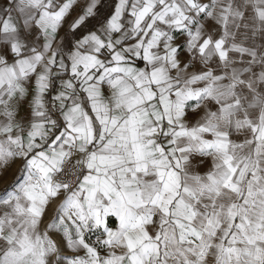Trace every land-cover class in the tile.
I'll list each match as a JSON object with an SVG mask.
<instances>
[{
    "label": "crops",
    "instance_id": "obj_1",
    "mask_svg": "<svg viewBox=\"0 0 264 264\" xmlns=\"http://www.w3.org/2000/svg\"><path fill=\"white\" fill-rule=\"evenodd\" d=\"M102 2L0 0L2 228L61 214L52 245L109 264H264V0H116L64 48ZM71 149L73 218L52 185Z\"/></svg>",
    "mask_w": 264,
    "mask_h": 264
},
{
    "label": "rangeland",
    "instance_id": "obj_2",
    "mask_svg": "<svg viewBox=\"0 0 264 264\" xmlns=\"http://www.w3.org/2000/svg\"><path fill=\"white\" fill-rule=\"evenodd\" d=\"M53 181H52V185L57 186L53 184ZM57 188L59 192V186H57ZM9 191L10 190L0 191V201L1 200L5 201L6 198L8 199L9 202L15 201L17 195L14 193L11 194ZM58 196H60L59 199L60 203L59 206L57 207V210H55L54 212L55 213L60 212V210L63 207L68 206L67 208L69 209L64 214L66 215L68 213V215H70L73 218L74 214L76 213L70 212V209L74 210V207L70 203H66V202L64 203L60 192ZM52 199H49V203L50 200ZM51 202L53 204V201ZM14 209H16V207H14ZM0 212H1V207H0ZM59 215L60 218H58V221L52 220L50 223L49 222L46 223L47 221L45 220L44 222H42L43 224H41L40 226L41 228L43 227L45 228L43 233L44 235L41 234L37 235L38 237L32 236V237H36L33 240H23V239L19 240L21 237L23 238L27 237L25 235V231L29 228L28 226L22 224L21 226L16 225V226L8 227L7 224L9 222L8 220H6L5 222H7L6 224L7 227L6 229H3L1 226L2 223L0 222V264H109L108 261L109 253L107 252V246L100 250L95 247V251L90 254L89 253L84 254L83 252L82 254L71 253L68 249L59 250L56 247H54L52 245L51 239L53 238V234L55 232L54 230H56L53 226L55 222L59 226L58 230H56L58 234L57 236H55V239H58L61 243L64 244H66V241H68L65 227L70 223L67 217H62L61 214ZM30 228H33V226ZM17 233H20V235L14 236ZM58 235L60 238H58ZM102 240H103L102 237H98L95 240H92L91 238L88 239V241L92 245L97 244L98 241L104 243Z\"/></svg>",
    "mask_w": 264,
    "mask_h": 264
},
{
    "label": "built area",
    "instance_id": "obj_3",
    "mask_svg": "<svg viewBox=\"0 0 264 264\" xmlns=\"http://www.w3.org/2000/svg\"><path fill=\"white\" fill-rule=\"evenodd\" d=\"M48 110L50 115L60 124L62 122V111L58 108L57 101H50ZM86 174L84 155L76 149H71L64 158L59 172L53 181V184L59 186V192L62 195L64 203L74 205V197L79 193L80 184ZM70 212H75V210L70 209Z\"/></svg>",
    "mask_w": 264,
    "mask_h": 264
},
{
    "label": "trees",
    "instance_id": "obj_4",
    "mask_svg": "<svg viewBox=\"0 0 264 264\" xmlns=\"http://www.w3.org/2000/svg\"><path fill=\"white\" fill-rule=\"evenodd\" d=\"M116 0H103V5L97 10L96 14L92 15L80 28L76 29L72 33L71 37L67 35L66 39L63 42V47L66 49H71L73 47L74 41L84 36L86 33L91 32L99 25L106 22L109 19V16L112 14V11L116 5ZM114 221L111 219L110 225Z\"/></svg>",
    "mask_w": 264,
    "mask_h": 264
},
{
    "label": "bare ground",
    "instance_id": "obj_5",
    "mask_svg": "<svg viewBox=\"0 0 264 264\" xmlns=\"http://www.w3.org/2000/svg\"><path fill=\"white\" fill-rule=\"evenodd\" d=\"M64 256H66V255H64Z\"/></svg>",
    "mask_w": 264,
    "mask_h": 264
}]
</instances>
